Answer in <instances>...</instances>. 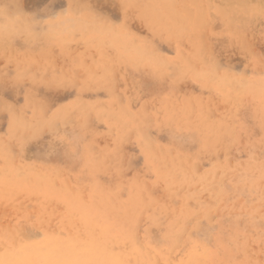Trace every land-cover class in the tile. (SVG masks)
Segmentation results:
<instances>
[{
    "label": "rangeland",
    "instance_id": "374dc122",
    "mask_svg": "<svg viewBox=\"0 0 264 264\" xmlns=\"http://www.w3.org/2000/svg\"><path fill=\"white\" fill-rule=\"evenodd\" d=\"M0 24V264H264V0Z\"/></svg>",
    "mask_w": 264,
    "mask_h": 264
},
{
    "label": "bare ground",
    "instance_id": "6f19581e",
    "mask_svg": "<svg viewBox=\"0 0 264 264\" xmlns=\"http://www.w3.org/2000/svg\"><path fill=\"white\" fill-rule=\"evenodd\" d=\"M64 14V13H63ZM99 16V15H98ZM13 18V17H12ZM4 19V18H3ZM10 19V18H9ZM15 20V19H14ZM4 21H6V20H4ZM7 22V21H6ZM9 22H11V21H9ZM8 22V23H9ZM15 23H17L16 21L14 22V25H16ZM6 24V23H5ZM1 25V24H0ZM14 25H13V28H14ZM114 25V24H113ZM7 26V25H6ZM21 26V25H20ZM19 26V27H20ZM8 27H9V25H8ZM7 27V28H8ZM12 29V28H11ZM40 30V29H39ZM204 34V33H203ZM205 37V36H204ZM101 41V40H100ZM112 41V40H111ZM204 42H206V41H204ZM204 45H205V43H204ZM207 45V44H206ZM154 48V47H153ZM153 51V50H152ZM202 51H203V48H202ZM159 53V52H158ZM151 54V53H150ZM161 55V54H160ZM203 59H204V57H203ZM214 60V59H213ZM190 63V62H189ZM207 63V62H206ZM192 64V63H191ZM195 65V64H194ZM196 67V66H195ZM92 69V68H91ZM180 69V68H179ZM258 70V69H257ZM115 73V72H114ZM25 74V73H24ZM230 78V77H229ZM264 82V81H263ZM108 84V83H107ZM106 84V85H107ZM259 84V83H258ZM262 84V83H261ZM89 85V84H88ZM264 85V84H263ZM257 87V86H256ZM262 91V90H261ZM252 91H250V93H251ZM256 92H258V90L256 91ZM252 94V93H251ZM254 94V93H253ZM119 100H120V97H119ZM39 103V102H38ZM31 104V103H30ZM120 104V103H119ZM34 105H35V103H34ZM32 106V105H31ZM40 107V106H39ZM122 108V107H121ZM145 109V108H144ZM123 110V109H122ZM13 111V110H12ZM36 111V110H35ZM90 114V113H89ZM109 115V114H108ZM130 115V114H129ZM90 116V115H89ZM113 116V115H112ZM22 117V116H21ZM20 117V118H21ZM114 117V116H113ZM24 120V119H23ZM64 121V120H63ZM138 124V123H137ZM44 128V127H43ZM144 128V127H143ZM19 131V130H18ZM142 133V132H141ZM148 133V132H147ZM130 134V133H129ZM144 136H145V134H144ZM146 136H148V134H146ZM149 138V137H148ZM125 140V139H124ZM8 144V143H7ZM16 154V153H15ZM159 159V158H158ZM78 247V246H77ZM40 250H42V249H40ZM75 250V249H74ZM76 250H78V249H76ZM68 252V251H67ZM206 252V251H205ZM18 253H20L19 251H18ZM71 253H73V252H71ZM58 254V253H57ZM126 257V256H125ZM208 257V256H207ZM131 260V259H130ZM122 262V261H121ZM128 264V263H127Z\"/></svg>",
    "mask_w": 264,
    "mask_h": 264
}]
</instances>
